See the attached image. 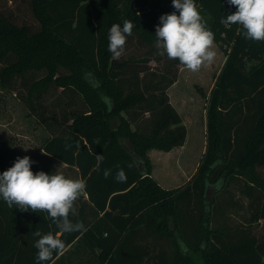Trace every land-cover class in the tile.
Masks as SVG:
<instances>
[{
    "label": "trees",
    "instance_id": "trees-1",
    "mask_svg": "<svg viewBox=\"0 0 264 264\" xmlns=\"http://www.w3.org/2000/svg\"><path fill=\"white\" fill-rule=\"evenodd\" d=\"M29 2L35 30L0 10V81L49 134L30 156L32 171L86 181L78 214L70 218L87 231L59 233L47 212L21 211L0 197V264H37V229L59 234L65 250L72 247L62 258L83 246L96 264H264V41L246 38L241 25L220 22L236 6L195 0L227 60L208 99L206 152L197 173L185 186L165 190L152 177L148 152L186 142L188 129L168 95L183 64L167 58L156 93L147 95L139 76L149 69L113 58L107 37L113 24L122 27L127 19L134 27L125 47L136 37L154 48L160 17L176 11L172 0ZM145 7L143 14L156 13L142 19L135 8ZM57 93L49 108L45 99ZM97 155L104 157L99 170ZM15 162L0 150V174ZM120 169L125 183L115 181ZM232 183L244 186L252 212L247 225L261 221L260 234L246 225L232 232L212 228L206 191H228ZM167 243L172 251L163 248Z\"/></svg>",
    "mask_w": 264,
    "mask_h": 264
},
{
    "label": "clouds",
    "instance_id": "clouds-1",
    "mask_svg": "<svg viewBox=\"0 0 264 264\" xmlns=\"http://www.w3.org/2000/svg\"><path fill=\"white\" fill-rule=\"evenodd\" d=\"M236 6L234 14L221 18L224 25L238 24L243 27L248 39L264 41V0H228ZM176 10L160 17L156 26L155 47L159 55H167L169 59H178L187 69L195 72L203 66L210 65L215 57L214 33L206 26L195 0H172ZM178 13V14H177ZM134 24L124 20L123 26L113 24L108 33V51L113 58L123 55L126 40L132 35ZM42 151V150H41ZM43 152V151H42ZM96 170L103 162V155L96 156ZM30 157L17 158L14 166L0 174V197L9 207L21 211L47 212L45 219H51L59 233L71 234L84 232L87 228L82 222H73L71 216H76V202L86 190V181L67 178L63 173L55 171L47 174L44 171L34 173ZM131 167V165H129ZM111 175L110 170H104V177ZM115 181L125 183L127 175L120 169L115 175ZM34 247L38 250L37 264L53 260L54 253L62 254L66 248L65 241L59 234L49 232L42 234L37 229Z\"/></svg>",
    "mask_w": 264,
    "mask_h": 264
},
{
    "label": "rangeland",
    "instance_id": "rangeland-1",
    "mask_svg": "<svg viewBox=\"0 0 264 264\" xmlns=\"http://www.w3.org/2000/svg\"><path fill=\"white\" fill-rule=\"evenodd\" d=\"M170 1L165 0L168 3ZM132 8L134 9L133 4ZM145 9H148V7L142 9L135 8L139 15L143 14L142 11ZM0 10L19 25H29L34 30L38 28V23L33 17L29 0H0ZM213 50L216 52L214 61L210 65L203 66L199 71L193 72L185 66L182 67L183 65L178 66V78L180 76L182 91L186 94L189 92L191 100L195 99L196 101L190 107L183 104L185 106L184 113L186 114L188 140L186 150L181 151V153L175 151L177 155L179 154L178 158L182 162L181 166L183 169L178 164L179 162L177 163L174 160V152L170 160L166 152L161 151L157 155H154L155 158L153 160L155 165H157V178H161L164 182H169L170 179H172L171 181L177 180V177L181 181L185 179L187 173L193 177L202 162L203 156L201 152L204 145L202 116H204V110L207 109L206 105L208 104L211 91L227 56L224 49L216 42H214ZM167 58V55L160 56L156 47L149 48L134 37L129 46L125 47L123 55L116 59L135 61L137 66L134 69L136 70L138 68L149 69V73H142L139 76L140 80L145 76V81L143 80L140 83L139 88L148 95L156 93L155 79L157 80L161 76V71L166 64V60H168ZM18 83L20 84H17V86L24 92L21 82ZM146 86L148 87L145 88ZM160 91L158 93H162V90ZM57 95L58 93L45 99V103L49 108L52 103L57 102L55 99ZM184 96H181V98ZM55 108L57 114H59L61 113L60 109L62 110L64 106H56ZM46 114H49L48 116L52 115L50 109H48ZM148 115L146 114L145 117ZM48 138V132L37 123L36 119L29 115V111L16 96V93L4 87L0 81V139L3 140L1 145L3 151L12 160L17 161V158L32 156L37 148ZM128 149L131 148L128 147ZM72 176L75 177L76 175L72 174ZM180 186H185V183ZM243 187V185L232 183L228 191H218V187L209 188L210 201L213 202L210 206L213 213L211 216L212 228H222L228 232H232L236 227L246 225V228H250L256 233H261V221L250 227L247 225L252 212L249 207L250 201L242 195ZM163 248L166 251H172L170 243L165 244Z\"/></svg>",
    "mask_w": 264,
    "mask_h": 264
},
{
    "label": "crops",
    "instance_id": "crops-1",
    "mask_svg": "<svg viewBox=\"0 0 264 264\" xmlns=\"http://www.w3.org/2000/svg\"><path fill=\"white\" fill-rule=\"evenodd\" d=\"M226 60H227V56H226V59L222 65V68H223ZM182 67H184V65ZM222 68L220 69L218 76H219ZM180 83H181V80H180V76H179L177 82L169 88L168 95H169L170 103L177 110V112L180 114V116L183 120V124L186 126V114L184 113V108H185L184 105H187L188 107H190V105L193 104L196 100L195 99L191 100L189 92H188V94H186L185 92L182 91V88H181L182 86H180L181 85ZM183 93L185 96L183 95ZM181 96H184V97L181 98ZM202 121H203V125H204V130H203V132H204V145H203L201 154H202V156H204V154L206 152V145H207V110L206 109L204 110V116H202ZM187 140H188V135H187L186 142L182 147H176V148L172 149L171 151L166 152L167 157L169 156L168 157L169 160H170V158L172 159V156H173L172 153L173 152L175 153L173 156L174 160H176L177 163L179 162L178 164L180 165L181 168H182V166H181L182 162L179 161V158H178L179 154L177 155V153L175 151H179V153H181V151L186 150ZM2 143H3V140L0 139V150L1 151H3V148L1 146ZM40 146L38 148H40ZM38 148H37V150H38ZM160 152H161L160 150H156V149H153V150L148 152V155H149V157L152 161V164H153L152 177L154 178V180H156V182L165 190L177 189V187L180 188V187H182L180 185L184 184V183L186 185L188 183V181H190L192 178V176L188 175V173H187V176H185V179H182L181 181L178 180L179 179L178 177H177V180L174 179V181H171L172 179H170L169 182H166V181L164 182L161 178H157V165H155L153 158H155L154 155H157ZM162 152H165V151H162ZM195 171H196V169H195ZM195 171H194V174H195ZM196 173H197V171H196ZM211 226H212V224H211ZM71 248L72 247H69L62 254H60L59 257H57L51 264H96L97 263L95 259H92L90 256H88V251H86L83 246H78V248H75L73 250L74 252L70 255L69 259H67V256L62 258L66 254V252H68ZM62 259H64V260H62Z\"/></svg>",
    "mask_w": 264,
    "mask_h": 264
},
{
    "label": "water",
    "instance_id": "water-1",
    "mask_svg": "<svg viewBox=\"0 0 264 264\" xmlns=\"http://www.w3.org/2000/svg\"><path fill=\"white\" fill-rule=\"evenodd\" d=\"M156 12L155 11H153V10H151V11H149V12H147V13H144V14H142L141 15V18L142 19H146V18H148V17H150L151 15H153V14H155ZM206 200H208V201H210L211 199H210V197H209V189H207V191H206Z\"/></svg>",
    "mask_w": 264,
    "mask_h": 264
}]
</instances>
